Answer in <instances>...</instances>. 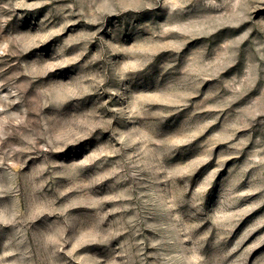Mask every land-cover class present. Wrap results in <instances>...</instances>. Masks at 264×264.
<instances>
[{
  "label": "rangeland",
  "instance_id": "rangeland-1",
  "mask_svg": "<svg viewBox=\"0 0 264 264\" xmlns=\"http://www.w3.org/2000/svg\"><path fill=\"white\" fill-rule=\"evenodd\" d=\"M0 264H264V0H0Z\"/></svg>",
  "mask_w": 264,
  "mask_h": 264
}]
</instances>
